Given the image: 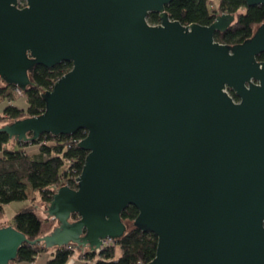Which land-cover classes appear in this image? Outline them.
<instances>
[{
	"label": "water",
	"instance_id": "1",
	"mask_svg": "<svg viewBox=\"0 0 264 264\" xmlns=\"http://www.w3.org/2000/svg\"><path fill=\"white\" fill-rule=\"evenodd\" d=\"M173 1L0 0L1 78L26 93L36 65L72 64L43 115L0 132L32 143L84 131L88 153L77 188L36 207L58 222L50 234L0 228V264L26 244L95 253L125 235L130 206L158 239L150 264H264V24L228 46L215 35L235 15L183 25Z\"/></svg>",
	"mask_w": 264,
	"mask_h": 264
},
{
	"label": "trees",
	"instance_id": "2",
	"mask_svg": "<svg viewBox=\"0 0 264 264\" xmlns=\"http://www.w3.org/2000/svg\"><path fill=\"white\" fill-rule=\"evenodd\" d=\"M24 4L25 2H21ZM169 18L183 25L199 24L210 26L223 14L235 15L234 24L224 33H216L215 40L228 46H236L250 40L256 29L264 24V6L248 7L245 0H174L166 7ZM149 22L160 23L158 14H150ZM264 62V53L258 56ZM72 69L71 63H62L53 69L36 65L29 72L31 81L25 97L27 110L7 106L0 115V122L10 124L25 118L41 116L46 112V101L42 97L45 91L52 90L55 83ZM13 84L0 77V99H13ZM235 100L238 98L231 93ZM3 125V126H4ZM86 137L84 131L72 136H53L44 134L32 143L10 139L8 134L0 132V228L12 226L23 233L30 241L44 236V224L36 214L32 203L16 214L12 222H5V207L12 203L29 201L32 194L35 202L49 205L57 191L72 184V177L80 176L88 153L79 148V142ZM39 145L38 154L31 156L25 148ZM31 189L29 193L28 189ZM139 212L130 206L122 213L127 226L125 235L105 247L100 254L89 252L86 262L79 264H150L156 258L158 239L155 234L143 232L134 225ZM79 220L73 214L70 222ZM70 246H75L71 244ZM50 254L46 264H67L73 253L67 247L48 249L45 243L20 248L17 258L11 264H34L44 255ZM88 262V263H87Z\"/></svg>",
	"mask_w": 264,
	"mask_h": 264
},
{
	"label": "rangeland",
	"instance_id": "3",
	"mask_svg": "<svg viewBox=\"0 0 264 264\" xmlns=\"http://www.w3.org/2000/svg\"><path fill=\"white\" fill-rule=\"evenodd\" d=\"M22 2V1H20ZM22 6H25V3H22ZM11 93L13 94V99H0V113H2V111H4V108L7 106H15L18 108H25V110L28 109L29 107V103L27 98L25 97L24 93L20 94L17 92V88L12 90ZM4 100V101H3ZM1 124L4 125V123L0 122ZM37 147H39V145H37ZM28 148V147H27ZM40 149V147H39ZM29 193L31 192V189H28ZM33 200V195L31 194L29 197V201H23V202H16V203H12L10 205H7L5 207V212H6V216L4 218L5 222H12L13 217L18 214L21 210L25 209L26 207H28L29 205H32V203L39 208L41 205H46V203L40 201V198L37 199L35 202H32ZM37 208H36V214L38 215V217L41 219V221L44 224V236L50 234V232L53 230L54 227L58 226V222L52 218L50 219H45L44 216L42 215L41 212H37ZM113 243L111 242L110 245H112ZM50 257V254L44 255L43 257L39 258L36 263L34 264H46V261L48 260V258ZM75 263L79 264V263H83L79 261L78 256L76 255L74 258ZM92 264V263H90Z\"/></svg>",
	"mask_w": 264,
	"mask_h": 264
},
{
	"label": "built area",
	"instance_id": "4",
	"mask_svg": "<svg viewBox=\"0 0 264 264\" xmlns=\"http://www.w3.org/2000/svg\"><path fill=\"white\" fill-rule=\"evenodd\" d=\"M17 92L20 93V94H22V92H21L18 88H17ZM79 177H80V176H76V177H72V178H71V179H73V180H72V184L74 185L75 188H77V185H78V181H76V179H78ZM110 243H111V242L108 241V242L102 247V249L97 250L95 253H96V254H100V252H101L105 247L109 246ZM67 248H68V250H70V251L73 253V257L69 260V262H68L67 264H76V263H75V260L73 259L76 255L78 256L80 262H86V261H85V260H86V256H87V254L90 252V250H89L88 248H80V247H78V246H76V247L68 246ZM87 263H88V262H87ZM88 264H90V263H88Z\"/></svg>",
	"mask_w": 264,
	"mask_h": 264
},
{
	"label": "crops",
	"instance_id": "5",
	"mask_svg": "<svg viewBox=\"0 0 264 264\" xmlns=\"http://www.w3.org/2000/svg\"><path fill=\"white\" fill-rule=\"evenodd\" d=\"M4 101V100H3ZM6 108V107H5ZM5 108H4V110H5ZM21 109H25V108H21ZM4 111H2V113H3ZM2 113H0V115H2ZM3 126V124H1L0 123V127H2ZM25 151L29 154V155H31V156H34V155H36V154H38L39 153V151H40V149H39V147H37V146H29L28 148H25Z\"/></svg>",
	"mask_w": 264,
	"mask_h": 264
}]
</instances>
